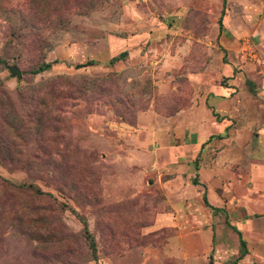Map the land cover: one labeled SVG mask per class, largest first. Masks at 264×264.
<instances>
[{
	"label": "rangeland",
	"instance_id": "1",
	"mask_svg": "<svg viewBox=\"0 0 264 264\" xmlns=\"http://www.w3.org/2000/svg\"><path fill=\"white\" fill-rule=\"evenodd\" d=\"M232 79L264 86V0H0V264L235 257L223 219L169 181L190 163L170 147L177 111ZM242 190L261 227L264 189ZM250 246L243 264H264Z\"/></svg>",
	"mask_w": 264,
	"mask_h": 264
},
{
	"label": "crops",
	"instance_id": "2",
	"mask_svg": "<svg viewBox=\"0 0 264 264\" xmlns=\"http://www.w3.org/2000/svg\"><path fill=\"white\" fill-rule=\"evenodd\" d=\"M237 87L233 79L227 85L204 83L195 87L197 96L177 111V130L171 134L175 143L170 145H176L178 152H182L190 163L185 169L180 167L169 181H186L193 195L195 191L201 195L203 207L212 216L223 219L224 227L236 234L237 254L225 264H231L240 252L238 235L225 223L226 218L246 242L247 253L236 264H243L250 258L251 242L264 255V240L257 237L256 241H250L246 234L264 237V225L251 226L250 212L255 206L248 200L252 193L242 190L243 186L252 191L264 189V86H252L248 95ZM194 178L197 184L193 183ZM257 193L264 196V191L257 190ZM204 194L216 211L204 204ZM186 198L181 193L179 200L185 203ZM210 229L214 243L216 230L213 225ZM211 262L213 264L212 258Z\"/></svg>",
	"mask_w": 264,
	"mask_h": 264
},
{
	"label": "trees",
	"instance_id": "3",
	"mask_svg": "<svg viewBox=\"0 0 264 264\" xmlns=\"http://www.w3.org/2000/svg\"><path fill=\"white\" fill-rule=\"evenodd\" d=\"M224 3H225V0H223V6H224ZM222 14H223V9H222V11H221V15H222ZM220 18H221V17H220ZM219 24H221V20H220V19H219ZM125 55H126V51H123V52L119 53L118 55L111 57L110 60H109V62H110V63H114L115 61L121 60V59L124 58ZM89 64H91L90 61L85 62V63H79V64H76V67H82V66H86V65H89ZM50 67H51V63H50V62H44V61H43V62H41L40 64H38L35 68H32V69H31V73L36 74V73L42 72V71H44V70H46V69H48V68H50ZM193 183H194V184H197V183H198V181H197L196 178L193 179ZM29 186H33V185H29ZM34 190H35V192H36L37 194H39V195H50L49 192H45V191L41 190V189L38 188V187H35ZM203 200H204V204H205L206 206H210V207H211V205L208 203V201H207V199H206L205 194L203 195ZM211 208H213L214 211L217 210L216 207H211ZM81 221H82V223H83V225H84V228L86 229V221H85L83 218L81 219ZM225 223H226L229 227H231V228L237 233L238 238H239L240 252H239V254L237 255V257L233 260V262L231 263V264H236L237 261L240 260V259H241V258L247 253L246 242H245V240L243 239V237H242V235H241V232H240V231H239L234 225L230 224V223L227 221V218L225 219ZM211 263H212V262H211V258H209V264H211Z\"/></svg>",
	"mask_w": 264,
	"mask_h": 264
},
{
	"label": "water",
	"instance_id": "4",
	"mask_svg": "<svg viewBox=\"0 0 264 264\" xmlns=\"http://www.w3.org/2000/svg\"><path fill=\"white\" fill-rule=\"evenodd\" d=\"M10 72L12 75H16L17 77H21V71L16 66H10Z\"/></svg>",
	"mask_w": 264,
	"mask_h": 264
}]
</instances>
